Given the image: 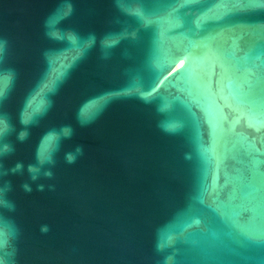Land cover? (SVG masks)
<instances>
[{"label": "water", "instance_id": "1", "mask_svg": "<svg viewBox=\"0 0 264 264\" xmlns=\"http://www.w3.org/2000/svg\"><path fill=\"white\" fill-rule=\"evenodd\" d=\"M0 264H264V0H0Z\"/></svg>", "mask_w": 264, "mask_h": 264}]
</instances>
